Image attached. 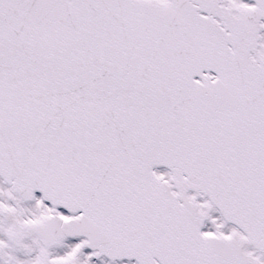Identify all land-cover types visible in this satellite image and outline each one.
I'll list each match as a JSON object with an SVG mask.
<instances>
[{"label": "snow or ice", "instance_id": "6c2138e0", "mask_svg": "<svg viewBox=\"0 0 264 264\" xmlns=\"http://www.w3.org/2000/svg\"><path fill=\"white\" fill-rule=\"evenodd\" d=\"M0 264H264V0H0Z\"/></svg>", "mask_w": 264, "mask_h": 264}]
</instances>
